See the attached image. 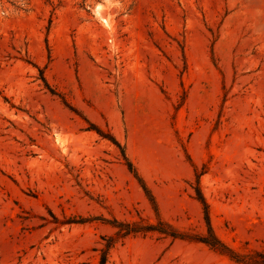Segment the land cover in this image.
I'll use <instances>...</instances> for the list:
<instances>
[{
	"label": "rangeland",
	"instance_id": "obj_1",
	"mask_svg": "<svg viewBox=\"0 0 264 264\" xmlns=\"http://www.w3.org/2000/svg\"><path fill=\"white\" fill-rule=\"evenodd\" d=\"M122 148L163 221L206 235L199 188L246 261L118 235L158 223ZM108 246L106 264L264 261V0H0V264Z\"/></svg>",
	"mask_w": 264,
	"mask_h": 264
},
{
	"label": "trees",
	"instance_id": "obj_2",
	"mask_svg": "<svg viewBox=\"0 0 264 264\" xmlns=\"http://www.w3.org/2000/svg\"><path fill=\"white\" fill-rule=\"evenodd\" d=\"M98 133L99 130H97ZM111 140L120 147V144L117 142L115 138L110 136ZM122 155L125 160L126 165L128 166L130 172L134 175V177L138 180L140 185L142 186L143 190L145 191L146 195L148 196L149 200L151 201V204L155 210L156 216L158 218L157 224H149L145 223L144 221L139 222H128V223H121L116 222L117 227H119L118 235H122V237H126L130 234H139L142 233L144 235H147L149 233H158L161 236L164 237H172L173 239H190L192 241H198L207 244L212 249L220 252L221 254L229 255L231 259L235 260L238 263H244L246 260H243L238 254H236L232 249H230L225 243H223L215 234V231L211 224L210 219V213H209V205L203 196L202 192L199 188H197V196L196 198L202 203L203 209H204V218L207 226V234L201 235V236H195L190 237L186 234L180 233L178 230H176L172 225L162 220L160 216V211L156 202V199L151 191V189L148 187L146 181L143 179V177L140 175L138 169L134 165V163L131 161V159L127 156L126 151L124 148H122ZM199 183V179L197 180ZM110 247L108 246V249L104 250V253L102 255L101 264L107 263V256L108 251ZM261 264H264V261L261 262Z\"/></svg>",
	"mask_w": 264,
	"mask_h": 264
},
{
	"label": "bare ground",
	"instance_id": "obj_3",
	"mask_svg": "<svg viewBox=\"0 0 264 264\" xmlns=\"http://www.w3.org/2000/svg\"><path fill=\"white\" fill-rule=\"evenodd\" d=\"M107 21V20H106Z\"/></svg>",
	"mask_w": 264,
	"mask_h": 264
}]
</instances>
